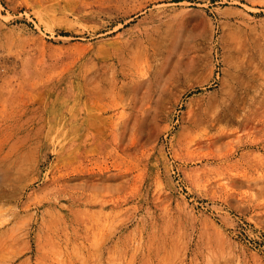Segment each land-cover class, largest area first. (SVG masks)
I'll list each match as a JSON object with an SVG mask.
<instances>
[{
	"label": "rangeland",
	"instance_id": "obj_1",
	"mask_svg": "<svg viewBox=\"0 0 264 264\" xmlns=\"http://www.w3.org/2000/svg\"><path fill=\"white\" fill-rule=\"evenodd\" d=\"M0 264H264V0H0Z\"/></svg>",
	"mask_w": 264,
	"mask_h": 264
}]
</instances>
